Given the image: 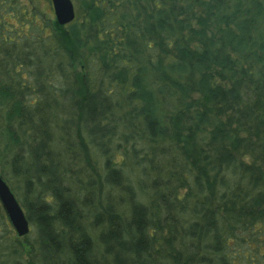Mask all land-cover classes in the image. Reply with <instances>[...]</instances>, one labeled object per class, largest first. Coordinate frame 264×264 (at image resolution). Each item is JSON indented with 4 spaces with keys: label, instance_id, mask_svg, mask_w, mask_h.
<instances>
[{
    "label": "trees",
    "instance_id": "16d2710c",
    "mask_svg": "<svg viewBox=\"0 0 264 264\" xmlns=\"http://www.w3.org/2000/svg\"><path fill=\"white\" fill-rule=\"evenodd\" d=\"M74 1L62 27L0 0V175L34 230L14 253L264 264V0Z\"/></svg>",
    "mask_w": 264,
    "mask_h": 264
},
{
    "label": "water",
    "instance_id": "95a60500",
    "mask_svg": "<svg viewBox=\"0 0 264 264\" xmlns=\"http://www.w3.org/2000/svg\"><path fill=\"white\" fill-rule=\"evenodd\" d=\"M58 26H66L75 20L76 12L71 0H50ZM0 205L19 238L30 232L29 222L14 194L0 175Z\"/></svg>",
    "mask_w": 264,
    "mask_h": 264
},
{
    "label": "rangeland",
    "instance_id": "374dc122",
    "mask_svg": "<svg viewBox=\"0 0 264 264\" xmlns=\"http://www.w3.org/2000/svg\"><path fill=\"white\" fill-rule=\"evenodd\" d=\"M31 0L33 7L39 12L42 13L44 17L48 16L51 19L55 20L54 13L52 10V6L50 0ZM74 4L75 12L77 10L76 3L74 0H71ZM25 2V0H19V4ZM25 4V3H24ZM13 26L17 28V22L11 21ZM1 172V169H0ZM34 230L30 227V232L28 234L29 239L33 238ZM23 243V238H19L11 224L9 223L3 209L0 206V251L1 256L3 257V261L6 260L5 263L12 264L14 261L20 262L22 264H26L24 256H17L18 254L14 253L19 247V244Z\"/></svg>",
    "mask_w": 264,
    "mask_h": 264
},
{
    "label": "bare ground",
    "instance_id": "6f19581e",
    "mask_svg": "<svg viewBox=\"0 0 264 264\" xmlns=\"http://www.w3.org/2000/svg\"><path fill=\"white\" fill-rule=\"evenodd\" d=\"M9 187V186H8ZM10 188V187H9ZM11 190V189H10ZM13 193V192H12ZM15 196V195H14ZM16 198V197H15ZM17 200V199H16ZM1 206V205H0Z\"/></svg>",
    "mask_w": 264,
    "mask_h": 264
}]
</instances>
